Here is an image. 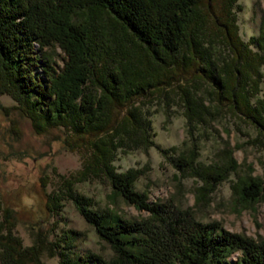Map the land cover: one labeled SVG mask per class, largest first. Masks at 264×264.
<instances>
[{"label":"trees","instance_id":"16d2710c","mask_svg":"<svg viewBox=\"0 0 264 264\" xmlns=\"http://www.w3.org/2000/svg\"><path fill=\"white\" fill-rule=\"evenodd\" d=\"M237 0H0V93L16 101L36 134L65 132L71 150L85 149L82 174L103 178L148 216L107 217L71 185L66 196L107 241L114 256L88 252L62 264H264V238L256 240L203 222L190 208L149 202L134 189L139 170L117 171L118 149L154 145L140 98L171 89L181 102L187 131L231 114L264 133V17L257 35L238 32ZM77 16V21H74ZM253 45V47H251ZM61 48L62 65L49 64L47 47ZM264 93V92H263ZM177 151L176 154L168 152ZM181 174L197 177L206 195L236 172L231 149L204 164L195 147L161 149ZM245 203L257 202L261 179L249 171L232 182ZM48 196L49 210L59 206ZM0 220V264H42L45 237L23 247L12 234L8 210ZM131 247H135L134 250ZM239 255L234 261L232 252Z\"/></svg>","mask_w":264,"mask_h":264},{"label":"rangeland","instance_id":"374dc122","mask_svg":"<svg viewBox=\"0 0 264 264\" xmlns=\"http://www.w3.org/2000/svg\"><path fill=\"white\" fill-rule=\"evenodd\" d=\"M236 3L240 6V9L234 8L238 32L247 41L259 31L264 0H237ZM77 19L74 16L73 20ZM44 56L49 58V64L62 65L64 54L58 46L45 48ZM261 86L264 87V81ZM263 92L259 93L261 97ZM139 101L149 114L154 145L127 152L118 149L113 161L117 171L139 170L134 189L144 193L151 203L171 202L182 209L190 208L200 221H217L229 231L256 240L264 238V188L261 198L253 203L240 201L231 188L238 175L244 176L249 171L261 179L264 187V133H259L253 124L226 114L194 129L190 135L184 109L171 89ZM15 105L10 94L0 93V220L4 210H8L14 223L12 234L20 239L23 247L33 246L38 243V237H45L48 246L39 251L42 264H62L60 252L68 259L88 252L112 258L114 251L110 244L84 220L66 196L68 185L87 197L92 209L109 218L117 215L138 220L148 213L127 202L107 180L83 175L86 151L66 147L62 128L36 134L30 120ZM171 146L178 150L195 147L197 160L204 164L220 163L224 160L222 150L228 148L238 167L214 190L202 195L197 190L202 182L179 173L169 158L163 156L161 149ZM51 194L59 197V206L53 211L47 206ZM238 255L234 251L228 259L234 261Z\"/></svg>","mask_w":264,"mask_h":264}]
</instances>
